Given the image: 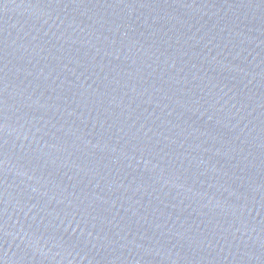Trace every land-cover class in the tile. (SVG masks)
<instances>
[{
    "label": "water",
    "instance_id": "1",
    "mask_svg": "<svg viewBox=\"0 0 264 264\" xmlns=\"http://www.w3.org/2000/svg\"><path fill=\"white\" fill-rule=\"evenodd\" d=\"M0 264H264V0H0Z\"/></svg>",
    "mask_w": 264,
    "mask_h": 264
}]
</instances>
